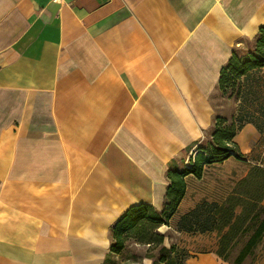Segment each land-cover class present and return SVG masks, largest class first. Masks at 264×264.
I'll list each match as a JSON object with an SVG mask.
<instances>
[{"label":"crops","instance_id":"crops-1","mask_svg":"<svg viewBox=\"0 0 264 264\" xmlns=\"http://www.w3.org/2000/svg\"><path fill=\"white\" fill-rule=\"evenodd\" d=\"M263 27L264 0H0V264L119 257L113 226L164 211L235 45ZM257 134L236 137L244 154Z\"/></svg>","mask_w":264,"mask_h":264},{"label":"rangeland","instance_id":"rangeland-1","mask_svg":"<svg viewBox=\"0 0 264 264\" xmlns=\"http://www.w3.org/2000/svg\"><path fill=\"white\" fill-rule=\"evenodd\" d=\"M259 38V33L254 37L242 36L235 45L234 52L240 58L254 55ZM244 79L243 77L237 81L235 90L229 88L223 92L217 87L212 97L216 119L223 118L231 122L237 115L242 101V97L238 95L239 88L247 85ZM233 91L236 93L234 96ZM216 119L204 141L194 148L193 155H185L175 160L171 164L170 172H184L191 167V158L200 148L207 147L212 142ZM254 149L257 156L264 158V134L258 132ZM252 160L251 155L244 160L234 156L223 164L206 167L199 182L192 176L190 192L181 202L182 209L180 210V204L173 218L164 225L166 228L163 231L161 229L164 226L158 229L164 235L163 244L149 247L130 241L119 257L110 258V264H129L131 261L140 260L141 254L152 258L154 264H165L160 261L164 256L171 264H188L192 257L208 253L223 254L221 258L229 264H264V173L256 169L258 166L263 168L264 165ZM204 203L209 206L202 209L201 222L212 230L186 232L184 229L194 219L190 218L189 221L185 217ZM231 222H234L233 226H228ZM167 242H170L169 246L166 245ZM133 244L142 247H131ZM172 246L175 251L167 253L166 250Z\"/></svg>","mask_w":264,"mask_h":264},{"label":"trees","instance_id":"trees-1","mask_svg":"<svg viewBox=\"0 0 264 264\" xmlns=\"http://www.w3.org/2000/svg\"><path fill=\"white\" fill-rule=\"evenodd\" d=\"M259 36L254 55L240 58L234 52L228 65L222 70L218 85L220 91L225 92L229 88L235 90L237 81L243 77L245 78L244 82L247 83L239 88L238 95L242 97V101L238 106L237 115L232 118L231 122L223 118L216 119L212 142L207 147L200 148L199 152L191 158L192 165L189 169L184 172H169L168 177L171 185L162 213L151 205L142 204L132 207L122 215L112 228L115 242L112 247L113 254L121 255L130 241L149 247L163 244L164 235L160 234L158 229L168 224L184 200L188 176L193 175L200 180L204 176L206 167L223 164L234 156L239 160H244L251 155L253 162L264 165V158L261 159V155L257 156L255 149L249 155H244L239 144L235 141L236 137L249 124L254 125L261 135L264 134V27L260 30ZM234 95H236L235 92L232 96ZM256 169L264 173V167L258 166ZM207 206H209L208 203H204L185 217V220L194 219L192 226L184 229L186 232L212 230L211 227L204 226L201 222V211ZM233 223H229L228 226H233ZM166 251L172 253L175 251V247L172 246ZM217 255L223 256L221 253ZM160 261L171 264L166 256L162 257ZM105 264H110V257L107 258Z\"/></svg>","mask_w":264,"mask_h":264},{"label":"bare ground","instance_id":"bare-ground-1","mask_svg":"<svg viewBox=\"0 0 264 264\" xmlns=\"http://www.w3.org/2000/svg\"><path fill=\"white\" fill-rule=\"evenodd\" d=\"M243 33H245L247 36H249V37H254L255 35H257V31H245V32H243ZM230 54V52H228L227 53V56ZM217 72V71H216ZM216 72H215V75L213 74L212 76H211V78H214V77H216ZM245 132L244 133H242V136H241V139L244 141L245 140ZM164 228H166V226H164L162 229H161V231H163V229ZM167 246H169L170 245V242H167V244H166Z\"/></svg>","mask_w":264,"mask_h":264}]
</instances>
